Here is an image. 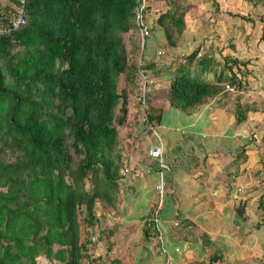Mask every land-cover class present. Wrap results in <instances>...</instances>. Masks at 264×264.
Here are the masks:
<instances>
[{
	"label": "trees",
	"instance_id": "obj_1",
	"mask_svg": "<svg viewBox=\"0 0 264 264\" xmlns=\"http://www.w3.org/2000/svg\"><path fill=\"white\" fill-rule=\"evenodd\" d=\"M12 2L13 9L19 4L24 8L25 23L0 34V264H42L39 256L49 264H83L93 235L102 239L104 233L119 232L117 224L115 231L100 227L106 216L97 208L105 204L117 208L119 188L133 183V177L120 170L121 158L142 153L138 163L144 169L146 161L153 162L147 157L151 144L144 149L145 141H136L143 124L135 118L138 128H134L128 121L129 103L139 91L140 32L135 10L140 0ZM146 9L148 41L155 40L161 28L164 44L176 56L164 57L155 45L145 47L144 69L155 73L146 94L150 122L157 126L166 110L151 105L152 99L164 98L173 110L190 114L212 102L224 107L231 95L226 86H233L236 93L246 89V65L235 68L238 59L233 55L220 65L216 46L202 49L198 39L202 34L189 8L178 0H146ZM10 15L0 11V25L7 24ZM257 110L236 98L234 123L246 121L248 113ZM134 113L137 117L139 111ZM239 140L232 157L223 158L226 170L217 174L222 188L214 182L211 193L223 210L231 200L242 219H247L245 208L255 197L252 207L254 214H261L262 221L256 224L260 228L264 189L247 182L232 186L245 171L241 165L253 139L239 136ZM261 163L263 167L264 160ZM164 182L163 200L167 196L174 203ZM163 209L172 207H162L160 219ZM174 217V252L175 246L183 251L188 238L189 247L203 251L196 264H235L232 242L208 252L198 240L190 239L198 225L179 212ZM158 223L144 220L146 242L158 236ZM146 247L139 248V255L149 254ZM260 247L264 257V245ZM112 260L120 262L117 256Z\"/></svg>",
	"mask_w": 264,
	"mask_h": 264
},
{
	"label": "rangeland",
	"instance_id": "obj_2",
	"mask_svg": "<svg viewBox=\"0 0 264 264\" xmlns=\"http://www.w3.org/2000/svg\"><path fill=\"white\" fill-rule=\"evenodd\" d=\"M12 3V0H0V11H4V13L10 15L15 10L13 9L15 5L13 6ZM188 4L190 12L197 19V31H200V34H202L198 38L201 44H203L201 48L204 49L211 44L216 46L220 65L230 55L238 59L235 68H245L244 64L246 65V89H242L236 93L232 91L233 86L229 85L226 88L230 90L227 92L231 95H229L230 98L223 107L225 111L221 113L220 117L223 121L224 118L229 121L227 122L228 127L234 124L231 121L233 119L236 98L242 105H246L247 108H258L257 112L248 113L246 121L238 123L240 128H238L237 135L252 137L253 140H250V144L247 146V158L241 165V169L244 168L245 171L241 172L240 176L237 177V184L232 183V185H244L247 182L254 187L257 186L259 189H264V166L262 167L261 163L264 160V38L261 39L262 29L264 28V0H190ZM180 9L183 10L184 8ZM191 18L193 21V17ZM164 43L159 44L154 41L153 44L159 46L158 48L156 47L157 52L164 54V57H169L170 55L172 58L176 57L170 54V47ZM150 44L151 42L147 39V45L150 46ZM212 49L214 50V48ZM161 59L164 58L161 57ZM153 74H155L154 71L149 73V75ZM136 83L138 84V74L136 75ZM161 99L159 98L158 101L161 102ZM156 100L152 101L155 102ZM134 101L132 98L129 103L130 113L128 121L132 127L137 128L135 124V118L137 119V117L133 109ZM205 105H202L201 108L206 111L208 108L212 109L211 103L208 104L209 106ZM213 105L218 106L220 104L215 103ZM207 116L204 115L203 119L207 120ZM230 143L233 142L228 140V144ZM233 151L235 152L236 148ZM194 159L197 160L196 157ZM202 162L204 161L200 160L199 164H202ZM212 166L214 170L217 168L215 164ZM129 193L131 194V192H124L127 197ZM255 199L253 197L245 208L247 219H242L237 214V211L232 207V201L229 202L228 206H224L226 207L225 210L218 206L208 208V210L204 211L206 215L203 218L204 220L202 219L204 222L199 223L200 227L196 228L194 236L190 239L193 241L198 240L208 252L213 251L216 247H226L229 245V242H232L236 248V252L234 253L236 257L233 261L235 264H262L261 261L264 257L260 253V246L264 245V222L262 227H256V224L261 222L262 218L261 214H254L252 201ZM126 202H130V200L126 199ZM99 205L102 204L100 203ZM97 209H99V212L105 213L104 215L106 216L100 226L102 229L109 230L113 228L115 231L116 226L119 225L120 231L116 233L118 236L115 237L104 233L102 239L97 238V233L93 235V242L91 245L89 243L87 248V253H89L88 259H84L83 264H196L202 258V254H199V257L197 253H194V250L192 252V254L194 253L193 256L191 255L190 251H192V248H188L191 245L187 238L184 241V246L188 250H184L185 254H182L181 260L179 259L178 263L171 261L175 258L174 247L172 248L171 246L176 238L174 237L173 230L176 226L175 224H172L169 231H165V234L166 232H170L167 235L164 234L163 229L160 227L162 233L161 241H157L155 237L152 238V241L146 242L144 240V233L139 228V225L131 223L124 226V219L118 217L119 212H114L117 210L116 208H111L108 204H105L104 208L98 207ZM133 210L135 211L136 208ZM113 214L117 217L116 219L111 218ZM134 214L139 216L138 212ZM196 219L198 220L197 217ZM84 230V227L81 228L82 232ZM171 235L174 238L173 240ZM81 236L83 238L84 234H81ZM166 237L170 243L166 241ZM223 238H227L229 241H224ZM141 247L142 249L146 247L149 250V254L146 257L147 260L142 261L143 255L141 257L138 253ZM163 249L168 250L169 256ZM206 249L204 250L206 251ZM138 255L140 258L137 259ZM113 256H117L120 262L113 263ZM204 257L206 258L205 255ZM39 259L42 264H49L50 262L44 256H39Z\"/></svg>",
	"mask_w": 264,
	"mask_h": 264
},
{
	"label": "crops",
	"instance_id": "obj_3",
	"mask_svg": "<svg viewBox=\"0 0 264 264\" xmlns=\"http://www.w3.org/2000/svg\"><path fill=\"white\" fill-rule=\"evenodd\" d=\"M178 1L181 5L189 8L188 3L190 0ZM154 17L155 16H152V19H154ZM158 29L159 31L158 36L155 39L156 41L150 40L151 48H154V41L159 44L165 42L161 32L162 29ZM198 32L201 33L200 31ZM156 47L158 48L159 46ZM152 52L153 49H149L148 54H151ZM158 100L159 98L155 102L151 101V103L152 105L155 104V106L163 105L164 108H166V114L164 113L157 127L160 132L162 145L164 146L166 160L170 165L169 169L164 171L163 179L167 182L165 191L168 193L170 192L174 200V203H172V199L170 202L169 198L166 196V202L165 200H163V202H165L167 205H163L162 203V207H166L168 204L172 207V210L163 209L164 216L162 219H160V226L165 234V231H169V229L172 227V224L176 225L177 219L174 216L177 214V212L180 213L181 217L183 216L188 218L199 226L200 222H204L203 218L206 216L204 211L211 207H221L218 201H216L214 195L211 193L212 185L214 182H216L222 188V182L216 180V177L218 176L217 174L222 170H226L228 165V163L223 160V158L226 157V155H229L231 158L232 155L230 153L234 152V148H236L241 141L237 135L240 125H236L234 123L231 127H228L227 122L229 121L225 118L223 121V119L220 117L221 113L225 111L223 106H215L213 105L215 103H211L213 107L211 106L212 109L208 108L207 111L200 107L190 114L183 112H181V114L179 111L173 110L171 107H169L165 103L164 98L161 99V102ZM207 105L208 104L205 106ZM204 115H208L207 120L203 119ZM231 122H234V117ZM228 140L232 141L233 143L228 144ZM143 141H145L144 149H147L150 144L155 142V138L151 135H148ZM225 151H227L228 154L224 153ZM140 153L137 154L139 155ZM205 155L206 158H204ZM141 156L142 153L139 155L140 159L143 158ZM143 156H146L144 152ZM195 157L197 160L194 159ZM200 160L204 162L199 164ZM213 164L217 165L215 170L213 169ZM141 165L138 166L139 169H137L138 171L134 174L133 183L131 186L129 185V187L126 188L123 185V187L119 188V192L122 194L117 204V210L114 212L116 213L119 211V215H117L118 217H122L124 219V226L125 224L127 225L133 223V225H139V228L143 232L142 224H144V219L149 215L151 208L154 205L156 197L154 185L159 180V178L157 179V169L154 168L155 166L153 162L147 164L146 161L145 165L147 168L145 169V166L141 167ZM234 183L237 184L236 180L233 182V184ZM239 185L240 184L236 186L234 185V187ZM124 192H131V194L129 193L127 197ZM126 199L130 200V202H126ZM229 202H231V200L226 202L225 205L228 206ZM111 208L115 209V207ZM134 208H136L135 211L133 210ZM136 212L139 213V216L134 214ZM111 218L116 219L117 217L113 214ZM167 234H170V232H166L165 235ZM116 236H118V234H116ZM111 237L115 236L112 235ZM166 241H168L167 237ZM184 250L182 251L175 246L174 253L176 255L174 260L171 261L178 263V260H181L182 254H185ZM193 250L195 254L197 253L199 255L197 252L198 248H192V251L189 250L192 256L194 254H192ZM141 251L142 250H139L138 253L141 254ZM198 251L200 254L203 252L201 250ZM146 257L147 255L143 254V258H141L142 261L147 260Z\"/></svg>",
	"mask_w": 264,
	"mask_h": 264
},
{
	"label": "built area",
	"instance_id": "obj_4",
	"mask_svg": "<svg viewBox=\"0 0 264 264\" xmlns=\"http://www.w3.org/2000/svg\"><path fill=\"white\" fill-rule=\"evenodd\" d=\"M19 2L23 3V0H19ZM135 20L137 22L139 32H140V56L137 60V74H138V94L135 97V104H134V110H136L135 106L137 107V110H139V114H137V120L143 124L142 130L140 133H138V137L136 138V141H142L147 138L148 135H151L155 138L156 142L151 144L148 151H147V157H149L153 162L157 165V172L159 173V180L155 184V189L158 192V201L156 206L154 207V211L150 217L146 219L147 223L155 222V224H158V214L159 210L162 206V198H163V191L165 182L163 179V173L167 169H169V165L165 159V156L163 155V145L161 142V136L159 134L158 128L155 124L150 122L147 117V111H148V105L146 100V94L148 93L149 86L153 83L152 76H150L146 70L144 69L145 65V59L142 56V52L144 47L146 46V41L148 37L150 36V28L149 24L146 20L147 16V9H146V0H140L139 6L135 10ZM25 23V14H24V8L20 6V4L17 6V8L14 10V12L11 13L8 23L4 25H0V34H8L12 30L18 28L22 24ZM229 86H226L228 88ZM138 128V127H137ZM129 157L122 158V168L121 172L124 175H131L134 177V169L138 166V159L137 157L129 153ZM161 231L159 230L158 236L156 237L159 241H161ZM165 250V249H163ZM166 252V250H165Z\"/></svg>",
	"mask_w": 264,
	"mask_h": 264
},
{
	"label": "clouds",
	"instance_id": "obj_5",
	"mask_svg": "<svg viewBox=\"0 0 264 264\" xmlns=\"http://www.w3.org/2000/svg\"><path fill=\"white\" fill-rule=\"evenodd\" d=\"M146 45H147V42H146ZM146 47V46H145ZM145 47H144V49H143V52H142V56H143V54H144V51H145ZM139 56H140V48H139ZM135 99V98H134ZM135 108H136V110H137V107L135 106ZM135 110V111H136ZM137 111H139V110H137ZM158 128V127H157ZM159 131V130H158ZM159 134H160V132H159ZM163 150H164V146H163ZM164 156H165V159H166V155H165V153H164ZM137 159L139 160V158L137 157ZM121 161H122V158H121ZM167 161V160H166ZM167 163H168V161H167ZM169 165V164H168ZM138 166H139V164H138ZM137 166V168L136 169H134L133 171H135L134 173H136L138 170L137 169H139V167ZM169 167H170V165H169ZM121 170V169H120ZM157 183V182H156ZM155 183V184H156ZM154 188H155V186H154ZM164 189H165V186H164ZM155 193H157V201H158V192H157V190L155 189ZM163 193H164V191H163ZM157 201H156V203H154V205H153V207L151 208V211H150V213H149V215L144 219V220H146L148 217H150L151 215H152V213H153V211H154V207L156 206V204H157ZM162 203H163V198H162ZM161 208H162V206H161ZM161 210V209H160ZM160 214V213H159ZM159 214H158V219H159V221H160V218H159ZM144 222V221H143ZM157 241H158V239H157ZM166 253L168 254V256H169V252H168V250H166Z\"/></svg>",
	"mask_w": 264,
	"mask_h": 264
}]
</instances>
